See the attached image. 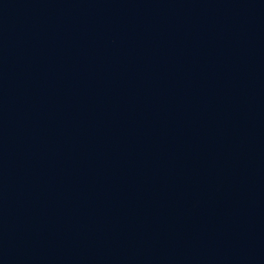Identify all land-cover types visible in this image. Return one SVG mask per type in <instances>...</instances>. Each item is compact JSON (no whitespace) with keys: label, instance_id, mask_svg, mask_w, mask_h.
Returning <instances> with one entry per match:
<instances>
[{"label":"water","instance_id":"obj_1","mask_svg":"<svg viewBox=\"0 0 264 264\" xmlns=\"http://www.w3.org/2000/svg\"><path fill=\"white\" fill-rule=\"evenodd\" d=\"M0 264H264V0H0Z\"/></svg>","mask_w":264,"mask_h":264}]
</instances>
